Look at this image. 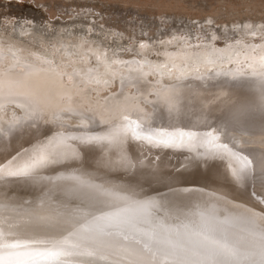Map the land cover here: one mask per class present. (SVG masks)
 Instances as JSON below:
<instances>
[{
    "label": "snow or ice",
    "instance_id": "obj_1",
    "mask_svg": "<svg viewBox=\"0 0 264 264\" xmlns=\"http://www.w3.org/2000/svg\"><path fill=\"white\" fill-rule=\"evenodd\" d=\"M245 72L264 78V53L253 56L243 71L223 75L240 78ZM259 90L258 98L222 101L227 110L215 124L202 112L208 120L205 132L187 125L171 131L144 128L125 116L126 124L103 134L78 130L74 135L71 129L60 130L65 125L59 115L52 121L56 128L51 134L42 129L41 124L50 123L41 115L52 102L47 92L23 80L0 81V95L18 97L17 107L27 109L14 127L0 128V143L10 135L17 143L31 137L27 147L21 145L0 162V201L10 200V187L37 192L27 211L0 202V264H264V153L253 165L232 135L254 127L264 133V79ZM221 136L225 142L215 143ZM129 138L169 149L206 148L210 158L234 161L236 166L228 163L221 178L245 192L258 184L260 210L234 203L222 188L183 206L150 196L144 193L145 184L163 179L156 173L140 172L131 182L117 183L110 178L113 172L131 171L142 163L129 155ZM102 144L117 158L86 168L78 145L87 149ZM9 211L17 215L9 216Z\"/></svg>",
    "mask_w": 264,
    "mask_h": 264
},
{
    "label": "rangeland",
    "instance_id": "obj_2",
    "mask_svg": "<svg viewBox=\"0 0 264 264\" xmlns=\"http://www.w3.org/2000/svg\"><path fill=\"white\" fill-rule=\"evenodd\" d=\"M0 41L12 43L15 48L29 52V54H19L1 48L3 46L0 44L3 59H8L12 54L13 58H10V61L12 60L13 64L15 61H23L57 70L63 73L64 83L73 86L74 93L90 89L91 98L99 100L100 97H108L120 92L121 79H129L130 75L127 71L124 72V69H118V73L114 72L115 67L124 68L125 64L135 59L146 72L144 81L154 84L157 88H163L167 83L172 85L176 76L186 77L197 75L196 73L199 72L206 73L204 65L195 66V63L201 60H204L205 64L208 60L216 63L221 61L219 67L221 69L224 67L222 71L227 73H235L240 68L242 71L255 56L256 48L261 45L260 52L264 49V0H0ZM64 44L72 54L66 52L67 49L63 48ZM248 45L255 47L250 49L251 54L247 57L243 53L247 51ZM81 47H87V52H91L90 56H87ZM206 47L207 51L204 50ZM177 49L186 56L180 60L167 57L166 54L171 55L172 51ZM116 57H126V59L116 61ZM223 57L226 60H222ZM235 58L236 61L232 60ZM230 60L232 62L229 65ZM170 61L180 67L176 70V74L173 73L175 69H172ZM150 64L152 67L149 66ZM187 67H192L194 72H185ZM1 68L3 64L0 63ZM212 68L215 70L217 64ZM87 71H96L97 79L79 82L74 86L75 74L82 76L81 74ZM128 90L132 91V88ZM229 95L226 100L231 97ZM151 96L154 97V94ZM231 98L232 102L239 103L237 101L239 97ZM201 102L205 103V107H209L210 103L212 105L214 102V108L219 107V104L221 105L219 110H227L224 104L216 100L212 101L207 95L197 92L181 100L175 99L170 104L163 102L165 109L173 111L175 109L179 115L182 114L169 120V127L184 128L187 125L200 132L208 131L209 128L203 129L204 124L195 121V116L198 114L195 108L197 105H203L200 104ZM155 110H159V107ZM0 112V124L13 123L16 121L15 117L24 116L23 110L13 104H7ZM211 113L222 117L225 112ZM218 117L211 118L212 124H215ZM258 117L259 115L257 119ZM145 119L147 117L141 121ZM148 119L150 123L151 118ZM179 119H182V124L178 127ZM158 121V126L162 127V122ZM199 124L202 126L196 127ZM79 125L84 126L85 123ZM240 131L234 130L232 133L238 140L237 147L246 152L245 154L248 153L255 165L256 159L264 153V138H262L264 133L259 127ZM244 134L247 136L245 137ZM9 138L10 146L0 147V162H4V155H10L14 149H18L13 146L14 136L10 135ZM223 142L225 137L221 136L220 141L215 143ZM208 151L207 149L206 152ZM213 151L223 154L222 149ZM206 156L208 161H214V158ZM217 159L215 158V161ZM232 163L236 166L234 161ZM227 190L231 194L234 193L236 199V195L239 194V199L244 200V205L255 206L256 210L260 208L257 199L260 200L261 197L256 194L259 192L258 184L247 192L234 189L231 185H227Z\"/></svg>",
    "mask_w": 264,
    "mask_h": 264
},
{
    "label": "bare ground",
    "instance_id": "obj_3",
    "mask_svg": "<svg viewBox=\"0 0 264 264\" xmlns=\"http://www.w3.org/2000/svg\"><path fill=\"white\" fill-rule=\"evenodd\" d=\"M0 44L1 46H3L1 48H4L6 50L17 52L19 54L21 53L29 54V52L27 51L15 48L12 43L8 44L7 42H1ZM80 46L81 45H79V47ZM260 46L261 45H259L256 48L257 52L256 54H254L255 56L264 53V49H262V52H260L259 50ZM66 47L64 44L63 48ZM82 47H81L82 51H85L86 55L90 56L91 52H87L88 51L86 50L87 47L86 48H82ZM254 47L255 46L248 45L247 51H245L243 54L248 57V55L251 54L250 49L251 48L253 49ZM66 49H67L66 51L67 53L72 52L68 48ZM206 49L207 47L204 48V50ZM229 50L227 52H229ZM166 55L167 57L171 56L178 60L186 56L183 52H181V50L179 51V49L172 51L171 55H169V53ZM201 55L203 56V52ZM10 58H13L12 54L8 57V59L6 58L3 59V56L0 53V63L3 64V68L0 69V81L23 80L30 87L40 89L44 92H47L51 96L52 98L51 104L45 108V111L43 113H41V115L43 117H46L47 120L50 122L48 124H41L42 129L48 132L49 134H51L50 129L56 128V124L52 123V121L55 120L56 115H59L63 118V124L65 125V128H61L60 130L64 131L66 129H71L72 134L74 135L79 134L78 130H87V131L94 130L97 134H103L104 132L115 126L126 124L127 121L124 120L125 116H128L131 120H137L144 128L159 127L158 120H160L162 122V128H167L170 131L174 129L176 126H174V128L169 127L170 124L168 121L172 120V118L175 119L177 118V116H181L182 114L179 115V112L175 109L174 111L172 109H165V105H163V102L164 103L168 102V104H170L173 103L175 99L181 100L182 98L191 94H195L197 92L207 95L209 98H211L212 101L216 100L220 104H223L222 101H225L229 94H231L229 95L231 97L232 96L239 97V99H237V101L239 102L245 99L246 97L258 98L260 91L259 81L261 79H264L261 77H252L251 73L248 72H245L244 76L240 78H236L234 76H226L223 75V73H227V72L222 71L224 67L222 69L221 67H219L221 61L219 63H216L208 60L207 63L205 64L204 60H201V62L195 63L196 64L195 66L199 67L200 65H204V68L207 70L206 73L199 72L196 73L197 75L186 76V77H183L182 75L179 76L181 77L179 79H177L176 76V78H174L175 83H173L172 85H169V83H167V85L164 86L163 88H157L154 87V84H150L144 81V73L146 72L141 69V67L139 66V64H137V61L135 59L131 62L129 61L130 63L125 64L124 68L115 67L116 71L114 72L118 73L117 72L118 69H124L125 70L124 72L127 71V73L130 75L129 79H121V90L119 93L112 94L108 97L107 96L100 97L99 100L96 99L93 100L91 98L90 89L89 91L82 90L79 91L77 94L74 93L72 90L73 86H68L64 83L63 73L57 70L46 69L38 66L35 63H30V62L15 61V63L13 64L12 60L10 61ZM120 59H126V57L125 58L116 57V61ZM222 60H226V58L223 57ZM232 60L236 61V58ZM232 60L228 62L229 65L232 62ZM215 64H217V68L214 70V68L212 67ZM171 65H172V69H175L173 73L176 74V70L180 69L179 65H177L176 63H171ZM149 66L152 67L151 64ZM21 69H23V71H21ZM225 69L227 70V68ZM155 70L159 71V69H155ZM184 71L189 73V72H194V69L192 67H187ZM81 75L82 76H80V74H75L74 86H77L76 84L79 82L94 81L95 80L94 78L97 79L98 76L96 71L83 72ZM198 76L203 77V79L202 80L196 79V77ZM245 82H247L249 85L255 84V87L250 86L247 89L241 87L240 85L244 84ZM128 88L130 89L132 88V91H129ZM245 93H247V95H245ZM151 94H154V97H152ZM224 94L225 95L227 94V96H225ZM215 96H218L219 99H214L213 97ZM188 99H190V96L188 97ZM233 101H235V99H233ZM19 103H20V99L18 97H14V96L10 97L7 96L6 94L0 95V105H2V107H0V110L7 104H11V105L13 104L17 106V104ZM200 104L203 105H197L196 108L194 107L198 113L196 116L194 115L196 118L195 121H197V123L204 124L203 129L207 130L208 120H205L202 117L201 113L203 112L205 115L210 114V119H211L212 117L213 118L218 117L211 112L224 113L226 110L223 109L219 110L218 108L221 106L219 104H218L219 107L214 108L215 106L214 102L212 105L210 103L209 107H205V103L201 102ZM157 107H159V110H155ZM66 108H70L72 111L70 113H65L63 109ZM21 109L23 110V113L25 115L27 109L26 108H21ZM151 111L152 114H150ZM88 117H94V120H89ZM144 117H147V119L141 121ZM15 118L16 121L22 119V117L20 118L15 117ZM148 118H151L150 123H149L150 120ZM255 119L259 120L257 119V116ZM216 122L217 121H215V123ZM79 123L81 124L85 123V125L81 126L79 125ZM181 124H182V119H179V122H177L178 127ZM202 124L201 125L199 124L200 126L198 125L196 127H201ZM0 125H1L0 128L14 127L12 122L10 123L1 122ZM262 135H263L262 138H264V134ZM130 136L131 134L129 133V137ZM259 136L257 135V138ZM30 138H26L25 141L21 140L18 143L15 140H13L14 142L13 146H15L14 148H20L21 145L27 147L28 146L27 139ZM9 140L10 138L0 143V147L10 146V144L8 143ZM259 142H262V140ZM68 143L72 144L76 142L70 140L68 141ZM78 147H80L83 153V162L86 168L90 166H95L97 165L98 162L102 164L105 159L117 158L112 150L105 151L106 146L103 144L99 146H92L87 149H85L83 146L80 145H78ZM125 147L128 149L129 155L133 158L134 162L138 160L141 161L142 163L139 164L136 168H133L131 171L117 170L113 172L110 178L114 179L117 183L131 182L134 180V178H136L137 174L140 172L156 173L159 177H162L163 179L160 181L152 180L150 185L145 184L144 193L150 196L166 197L176 202L178 205L183 206V204L188 203L197 197L208 196L217 189L222 188L224 192L228 193L229 199H233V202L235 201L236 204H243L244 200L239 199L240 198L239 194L236 195L237 197L236 199L234 193L231 194L230 192H228L226 182L221 178L222 175L228 171L227 164L232 163L233 162L232 160L227 159L226 162V159L220 160L219 158L218 159L216 158L217 160L215 161L214 158V161L213 160L208 161L207 160L208 157L206 156L207 157L206 158L204 155L205 153H207L206 152L207 149L204 150V148L201 147H197L195 149H189V148L169 149V148L156 147L154 145L148 144L146 141H134L131 140L130 138L127 141ZM6 152H8V150H6ZM10 155H4V156L6 157ZM55 167L59 168L62 166H55ZM47 171L50 172L51 169ZM36 195L37 192L35 189L15 186L9 188L10 200L0 201V202H7L10 208L20 209L22 206L23 210L27 211L29 204L35 199ZM257 200L260 201L259 199ZM13 201H15L16 203H13ZM259 210L260 208L257 211ZM6 214L12 217H15L17 215L15 211H9Z\"/></svg>",
    "mask_w": 264,
    "mask_h": 264
}]
</instances>
